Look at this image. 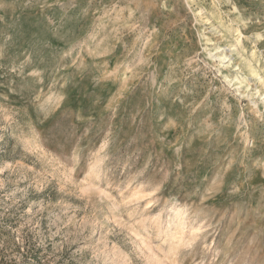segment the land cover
Masks as SVG:
<instances>
[{
  "label": "rangeland",
  "instance_id": "obj_1",
  "mask_svg": "<svg viewBox=\"0 0 264 264\" xmlns=\"http://www.w3.org/2000/svg\"><path fill=\"white\" fill-rule=\"evenodd\" d=\"M205 48L264 78V0H0V264H264V111Z\"/></svg>",
  "mask_w": 264,
  "mask_h": 264
},
{
  "label": "bare ground",
  "instance_id": "obj_2",
  "mask_svg": "<svg viewBox=\"0 0 264 264\" xmlns=\"http://www.w3.org/2000/svg\"><path fill=\"white\" fill-rule=\"evenodd\" d=\"M188 2L189 3H192L193 0H188ZM197 14H199V13H197ZM203 17H205V16H203ZM197 18H198V16H197ZM205 22H206V19L205 18H200L199 19V23L201 24L202 27L204 26V28H205ZM204 28H202V31L203 32L205 31ZM94 36H96V34H93L92 35V38ZM230 37H229V34L228 35H227V33L224 34L225 46L232 47V46L237 45L239 43V40H238V43H236V40L237 39L236 40L234 39L235 40L234 41ZM202 38H203V40L202 39L201 40L204 41V43H205L206 46H212V45H214V42H212L208 37H206L205 36V33L202 35ZM92 40H94V39H92ZM96 50H98V48ZM96 50H94V51H96ZM100 50H101V48H100ZM100 50H98V51H100ZM204 51H208L209 52L208 53L209 54L208 56L211 59H215V61L218 62V66L220 67L219 73L222 72V68L223 69L224 68L225 69H227V68L229 69V67H231V68L235 69L237 71V73L238 72H242L244 74V77H243L244 79H242V80L237 79V77H235L234 79H230L229 75H228V77L225 76V75H223V79L226 81V83L228 85L236 86L237 87L236 89H237V92L238 93H240V90L243 87L244 90H245L244 97L245 98H248L251 101L252 107L254 108L255 112L258 113V114H261L264 111V78L263 77H260V75L257 72V67L260 64V59L258 58V56L254 52H252L250 54V56H248L244 52H242V55L239 58V62L237 64H234L232 62V60L226 54L225 49L219 50L218 48H216V49H212V51H210V50H206V48H205ZM213 51H214V53L212 54ZM242 51H244V50H242ZM95 54H96V52H95ZM97 54H100V53H97ZM101 60L102 61H100V65L106 68L107 67L106 62H107L108 59L102 58ZM80 63L82 64V66L85 64L84 61H81ZM99 66H97V67H99ZM238 74H240V73H238ZM235 75H237V74L235 73ZM126 77H127L126 71L122 72L121 73V76L119 77L120 78L119 81L121 82V84H123L124 82L127 81ZM251 79L252 80L255 79V81H257L256 82V85L254 86V88L251 87L250 84H249V81L248 80H251ZM174 217H175L176 220H179V221H182L183 220L182 217L179 216V214L178 215H175Z\"/></svg>",
  "mask_w": 264,
  "mask_h": 264
}]
</instances>
